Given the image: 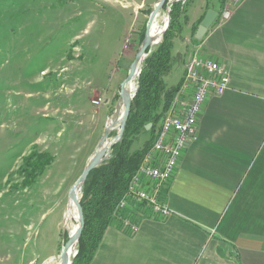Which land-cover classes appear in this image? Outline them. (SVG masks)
<instances>
[{
    "label": "rangeland",
    "instance_id": "374dc122",
    "mask_svg": "<svg viewBox=\"0 0 264 264\" xmlns=\"http://www.w3.org/2000/svg\"><path fill=\"white\" fill-rule=\"evenodd\" d=\"M157 1L0 0V264H44L60 255L69 190L122 109L119 86ZM196 1L181 2L173 27L186 56L199 42L186 29ZM160 12L170 24L167 7ZM187 60L173 61L168 89ZM98 99L100 106L91 104ZM148 138L142 132L132 150Z\"/></svg>",
    "mask_w": 264,
    "mask_h": 264
},
{
    "label": "crops",
    "instance_id": "0c3cea01",
    "mask_svg": "<svg viewBox=\"0 0 264 264\" xmlns=\"http://www.w3.org/2000/svg\"><path fill=\"white\" fill-rule=\"evenodd\" d=\"M208 10L217 17L194 45L225 67L229 86L206 100L196 139L162 191L172 215L120 210L89 264H264V0L196 1L186 19L193 41ZM180 45L173 39L183 65Z\"/></svg>",
    "mask_w": 264,
    "mask_h": 264
},
{
    "label": "trees",
    "instance_id": "16d2710c",
    "mask_svg": "<svg viewBox=\"0 0 264 264\" xmlns=\"http://www.w3.org/2000/svg\"><path fill=\"white\" fill-rule=\"evenodd\" d=\"M180 4L177 2L171 6L170 24L161 43L142 63L122 138L112 147L108 159L89 173L81 188L84 228L77 243V255L71 264H89L92 260L131 179L154 142L161 118L178 91L180 82L168 89L164 78L176 60L172 46L179 28L175 31L173 27L183 12ZM149 124L151 127L146 130ZM144 131L149 133L148 140L140 149L132 150L133 142Z\"/></svg>",
    "mask_w": 264,
    "mask_h": 264
},
{
    "label": "built area",
    "instance_id": "2783aa9c",
    "mask_svg": "<svg viewBox=\"0 0 264 264\" xmlns=\"http://www.w3.org/2000/svg\"><path fill=\"white\" fill-rule=\"evenodd\" d=\"M221 17L226 19L228 14L223 13ZM228 86L229 77L224 66L201 57L198 47L190 51L183 66L178 91L161 118L154 142L119 202L117 213L126 208L143 206L154 218L172 215L162 200V191L171 180L184 152L196 139L198 121L206 100L210 96L221 95ZM101 102V99L92 100L91 104L100 106ZM122 221L125 228L131 231L136 229L128 218Z\"/></svg>",
    "mask_w": 264,
    "mask_h": 264
},
{
    "label": "water",
    "instance_id": "95a60500",
    "mask_svg": "<svg viewBox=\"0 0 264 264\" xmlns=\"http://www.w3.org/2000/svg\"><path fill=\"white\" fill-rule=\"evenodd\" d=\"M178 1L179 0H158L157 3L152 8V11L149 14L148 19H147V23L145 26V33H144L141 46L139 50L137 51L134 57V60L129 67L126 78L122 81V83L119 86V98L122 102V113L120 116L119 131L117 132L115 136L110 138L109 137L110 128L109 126H106L103 132V136L98 142L92 156L88 159L84 170L82 171L81 175L78 177V179L74 182L73 186L69 190L68 198L74 200L76 209H77L78 227H77V230L74 232V234L68 237L67 242L64 244V246L61 249V252L59 255V260L61 264H71V260H69V257H68V251L74 245L78 243V240L84 228V218H83L82 207L80 205V200L76 199L75 197L76 191H80L89 173L108 159L112 147L122 138V135H123V132L126 126V122H127L130 110H131L132 100L136 93V91L133 94H130L129 92H127L126 85L129 84L135 76L138 79L142 63L150 54V48L151 46H153V43L149 35V29H150L151 23L154 20V18L158 15V13L163 9L164 6L167 7V12H169L171 6ZM216 17H217V12L215 11L208 10L206 12L204 18L200 22V25L197 27V30L194 35V38L197 41L202 40L207 29L212 25ZM168 27H169V15H168V22L163 31L161 40L159 43H157V45L161 43L163 35L168 29ZM176 57L180 59L181 56L177 54ZM150 127L151 125L149 124L145 127V129L149 130ZM76 255H77V251H75L73 258H75Z\"/></svg>",
    "mask_w": 264,
    "mask_h": 264
},
{
    "label": "bare ground",
    "instance_id": "6f19581e",
    "mask_svg": "<svg viewBox=\"0 0 264 264\" xmlns=\"http://www.w3.org/2000/svg\"><path fill=\"white\" fill-rule=\"evenodd\" d=\"M167 22H168V15L162 14L161 12H159L158 15L152 21L150 29H149V35L153 43V46L157 45V43L160 42ZM136 79L137 77L135 76L133 80L129 84L126 85V90L130 94H133L136 91V88H137ZM121 113H122V109L118 111V114L114 118L108 121L110 132L113 133V130L119 131V122H120ZM75 197L76 199H79V191H76ZM77 227H78V215H77L76 205L73 199H68L65 216H64V228L68 236H72L74 232L77 230ZM75 251L76 250L74 246L68 251L69 260H72ZM49 263L61 264L59 260V256L55 259H51L45 262L44 264H49Z\"/></svg>",
    "mask_w": 264,
    "mask_h": 264
}]
</instances>
